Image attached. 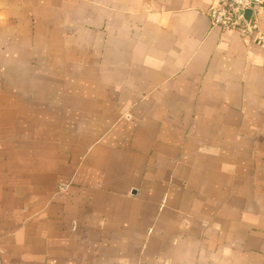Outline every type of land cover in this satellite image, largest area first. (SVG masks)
<instances>
[{"label":"crops","instance_id":"1","mask_svg":"<svg viewBox=\"0 0 264 264\" xmlns=\"http://www.w3.org/2000/svg\"><path fill=\"white\" fill-rule=\"evenodd\" d=\"M214 3L0 0V264H264V45Z\"/></svg>","mask_w":264,"mask_h":264},{"label":"built area","instance_id":"2","mask_svg":"<svg viewBox=\"0 0 264 264\" xmlns=\"http://www.w3.org/2000/svg\"><path fill=\"white\" fill-rule=\"evenodd\" d=\"M214 2L209 10L211 22L213 25L220 26L225 30L234 29L239 26L240 21H243L238 17L231 4L252 9L254 12L256 7L264 5V0H214ZM244 24L246 25L245 22ZM246 27L250 33L256 35L257 41L264 45V34L259 30L258 24L252 20L251 24L246 25Z\"/></svg>","mask_w":264,"mask_h":264},{"label":"water","instance_id":"3","mask_svg":"<svg viewBox=\"0 0 264 264\" xmlns=\"http://www.w3.org/2000/svg\"><path fill=\"white\" fill-rule=\"evenodd\" d=\"M231 7L236 11L238 17L243 19L246 25L249 26L251 24L254 16V11L252 9L243 8L235 4H231Z\"/></svg>","mask_w":264,"mask_h":264}]
</instances>
